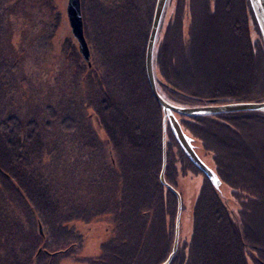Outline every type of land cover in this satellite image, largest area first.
<instances>
[{
	"label": "trees",
	"instance_id": "16d2710c",
	"mask_svg": "<svg viewBox=\"0 0 264 264\" xmlns=\"http://www.w3.org/2000/svg\"><path fill=\"white\" fill-rule=\"evenodd\" d=\"M52 1L48 3L50 9L54 6ZM155 1L81 0L90 65L83 60L76 45L70 43L71 38L67 37L62 45L65 51L69 48L74 62L68 84L82 82L85 85L87 93L82 104L91 109L87 116L82 107L76 110L70 125L81 132V144L82 135L88 137L87 143L97 161L95 177L90 176L96 191L90 197V203L79 208L77 200L76 206L63 203L61 195L56 194L53 177L50 175L48 179L45 176V179L40 173L43 168L36 166V159L42 157L43 150V146H37L42 144L43 134L49 129L39 115L54 120L61 102H47L52 97L48 93L40 99L38 118L32 113L30 119L9 112L4 105L5 97L16 87L15 81L26 80L28 76H19V59L9 54L13 51L12 45L10 47L7 43L9 0H0V237L4 232L11 237L10 241H0V261L6 259L5 264H60L61 256H73L76 252L73 245L81 242V234L74 222L86 223L99 217H105L106 223V236L101 240L99 253L92 258L77 257L86 258L91 264H159L170 253L177 201L158 176L162 160L163 113L152 95L144 65ZM222 2L227 4V1ZM182 14L185 16V12ZM59 20L57 12L54 22L47 26L51 30L48 34L46 31L47 42L52 41ZM217 20H213V29ZM179 22L183 24V20ZM193 22L198 21L194 19ZM196 25L191 29L187 9V39L189 29L193 33ZM170 29L160 53V59L164 56L162 68L170 64L167 55L172 53L175 56L169 41L173 33ZM255 29L261 42L260 57L264 60V46L257 25ZM241 36L236 38L240 40V46H235L234 55L238 60L237 74L233 73L229 80L215 87L219 99H195L170 81L160 84L163 92L174 93V97L167 98L183 105L260 101L229 98L234 94L245 96L249 87L262 91L252 75L250 64L255 59L249 60L246 54L250 48L242 52L243 40L246 44L247 40ZM192 46L191 41L179 43L187 63V50L193 49ZM167 72L164 78L168 79V75L171 78V72ZM227 81L236 83L230 86ZM58 111L60 113L61 109ZM178 117L187 132L205 149L220 154L215 169L219 178L227 183L241 184V187L239 190L231 188V195L225 196L221 185L216 188L184 154L167 126L166 181L177 188L176 174L181 170L183 175L197 171L204 176L192 205L191 238L181 245L178 243L169 264H264V255L257 254L243 237V231L253 228L255 223L264 225V112L237 111L213 115L215 118L208 122L219 125L218 128L228 134L226 139L218 138L223 149L211 148L205 140L194 135L193 131L198 129L193 128L202 127L206 116ZM247 118L258 122L257 131L262 134L252 141L246 128L255 122H245ZM233 120H236L235 124ZM95 123L100 126L99 130L92 128ZM206 131H201L202 136ZM173 145L183 153L184 156L179 154L180 159L175 157ZM58 149L62 150V145ZM176 163L187 170H177ZM58 166L55 163V168ZM251 194H254L252 199ZM38 222L44 225V235L36 237L34 226Z\"/></svg>",
	"mask_w": 264,
	"mask_h": 264
},
{
	"label": "rangeland",
	"instance_id": "374dc122",
	"mask_svg": "<svg viewBox=\"0 0 264 264\" xmlns=\"http://www.w3.org/2000/svg\"><path fill=\"white\" fill-rule=\"evenodd\" d=\"M52 2L54 6L53 9H50L48 5L49 0H9V14H7L6 21L7 43L10 47L11 45L13 47V51H10L9 54L12 56L15 55L14 58L19 59L17 60L19 61L18 65L21 70H19V76H28V78L26 80H14L16 87L11 91L9 96L5 97L4 105L5 107L7 106L6 108L9 109V112L20 113L30 119L32 113L38 118V112L41 110L40 99L46 97L48 93L52 97L48 98L46 100L47 102H52L53 100L61 102L57 107L54 120L39 115L41 119L47 122L49 129L43 134L44 139L42 138V144L37 146H43V150L42 157L36 159V164L38 163L36 166L37 168H43V171H40V173L44 177L46 176L48 179L50 175L53 177L55 190H57L56 194L58 196L61 195L63 203H73V206H76L75 201L77 200V204L81 208L84 204L90 203L92 199H89L96 191L92 178L96 174L94 167L97 161L91 152V145L87 143L88 137L82 135L83 141L81 144V132L77 128H71L70 122H72V117L76 110L79 111L82 107L85 116H87V113L89 114L91 109L86 108L82 104L84 101L83 98L87 93L85 85L82 82L74 83L73 85L68 84L71 78V67L74 62L71 58L70 51H68L69 48L65 51L62 45L67 37L72 39L70 43L76 45V48L77 43L70 32V26L66 16L67 0H53ZM189 3L190 0H167L158 35L155 70L156 83L160 86L161 83L170 81L183 92L193 95L195 99H219L217 98L220 96L219 93L214 92L215 87L221 84L222 81L226 82V80H229L228 77L232 76L233 73L235 75L237 74L235 68L238 67V60L235 59L234 55L236 52L235 46L238 44L240 46V40L236 38H239L241 34V25L231 18L237 13L242 14V12L238 8V2H236V9H238H235V12L229 19L218 17L214 29L212 24L214 19L212 20V18L207 17L205 13L199 14L197 17L194 12V17H196L198 22H193V25L196 23L197 25L191 34V45H193V49L190 48L187 50V56H189L187 57V60H189L187 63L185 62L186 59L184 58L183 52L180 50L179 43L187 42V9L189 10L190 8ZM57 12H59L60 16L58 26L54 31L52 30V41L47 42L45 37L46 31L47 34L51 31L48 30L47 26L54 22L52 20ZM182 12H185V16H183ZM180 20H183V24L179 22ZM176 21L178 24H176ZM44 25L46 29H44ZM179 25L182 26L178 27ZM219 25H222V28ZM169 28L173 32L169 41L172 44V49L175 50V56L172 53L167 55L170 64L166 68H162L161 60L164 59V56L160 59V53L164 49L163 43L167 37L166 34ZM248 34H250V38L254 41V47L250 48L251 51L246 54L249 60L255 57V60L250 64L253 67L252 75L255 77L254 82H258V87L262 91H258L256 87H249V91H245V96L232 93L235 96L229 98L238 100L258 99L264 101V60L261 59L259 52L261 42L255 30L251 31L250 29ZM243 48L244 50L248 49L244 46ZM167 70L171 72V78L168 75L169 80L164 78V73L166 74ZM23 72L25 73L23 74ZM234 77L236 79L237 76ZM202 80L204 82L203 84ZM241 81L245 80L241 79ZM235 83L227 81V84L230 86ZM168 95L171 98L174 97V93H169ZM193 96L191 97L194 98ZM59 108L61 109L60 113L58 111ZM205 116L207 117L205 119L206 123H203L202 127L193 128L198 129L193 131L194 135L203 141L205 140L211 148L217 149L218 147L219 149H223L219 144L218 138L226 139L228 136L227 132L223 128H218L219 125L208 122L215 118H212L213 115ZM178 119L180 120L179 117ZM91 120L88 119L89 123ZM244 121L255 122L254 124H249L246 128L248 130L249 140L252 141L253 138L262 135L257 131V127L259 126L257 121L252 118H247ZM232 122L235 124L236 120ZM242 126L245 127V125ZM99 127L95 123L92 128L99 130ZM184 130L187 132L186 128ZM199 130L207 131L202 136ZM209 131L215 133H210ZM187 133L191 135L190 132ZM193 143L201 158L212 169H217L216 158H220V154H217L216 151L205 149L196 137L193 138ZM61 145L62 150L58 149ZM173 152L176 158H179V154L183 155L182 152L180 153L177 150L176 145H173ZM55 163L59 164L57 168H55ZM175 165L177 170L185 168L180 163H176ZM185 170L187 169L185 168ZM34 172L36 173V169ZM182 172L181 170L176 174L177 189L182 197L180 236L178 242L180 245L184 241H189L191 238L192 205L204 179V176L197 171L187 172L186 175H183ZM90 176L93 177L90 179ZM46 177L45 179H47ZM220 180L222 182H220L221 190H223V194L227 197L231 195V188L239 190L241 187V184L227 183L224 179ZM250 198H254V194H251ZM239 201H243V199L239 198ZM235 210H238L237 206H235ZM26 214L27 211L25 210L24 215ZM104 221L105 217H99L86 223L74 222L78 233L81 234V242L80 244L75 243L73 245L72 248L76 251L73 256L63 254L59 263L91 264L89 263L90 261L88 262V259L77 256L85 255L92 258L99 253L101 240L106 236L104 232V224L106 223ZM43 227L44 225L40 222L34 226L36 237L39 234L44 235ZM243 237L245 242L252 246V249L257 254L264 255V225L260 226L255 223L253 228L243 231ZM4 240H11L7 232H4L0 237V241ZM7 262L6 259H2L0 264Z\"/></svg>",
	"mask_w": 264,
	"mask_h": 264
},
{
	"label": "water",
	"instance_id": "95a60500",
	"mask_svg": "<svg viewBox=\"0 0 264 264\" xmlns=\"http://www.w3.org/2000/svg\"><path fill=\"white\" fill-rule=\"evenodd\" d=\"M253 11L257 27L264 45V0H248ZM167 0H156L150 31L145 48V72L153 97L158 101L162 109V160L159 172V180L176 197L177 207L174 222V237L170 253L159 264H169L175 255L178 247L180 233V219L182 212V197L180 192L165 179L166 168V136L167 126L173 137L190 161L202 172L210 182L217 188L220 179L217 173L201 158L197 152L193 137L182 127L177 115L184 117H195L205 115H215L237 111H261L264 112V101H234L220 104L188 105L172 102L167 93L156 83L155 70L158 47V35L161 28L162 19L165 13ZM66 16L70 26V31L76 40L77 49L84 61L90 65V51L83 32V20L81 14L80 0H67Z\"/></svg>",
	"mask_w": 264,
	"mask_h": 264
},
{
	"label": "flooded vegetation",
	"instance_id": "af4514ba",
	"mask_svg": "<svg viewBox=\"0 0 264 264\" xmlns=\"http://www.w3.org/2000/svg\"><path fill=\"white\" fill-rule=\"evenodd\" d=\"M222 1H227L225 4ZM247 2H244V0H190V19H191V29L193 26V20L196 19L194 17V12L196 14H202L205 13V15L209 18L212 19H217L218 17H225L226 19H229L233 13L235 12L236 5L235 3L238 2V8H240L241 13H237L236 15H233V18L236 20L240 25H241V37L247 40V44L244 42V47L246 48H253L254 47V41L252 38H250L249 30L251 31H256V20L253 14V11L249 5V1L246 0ZM237 8V9H238ZM236 9V10H237ZM189 29V35L187 41H191V34L192 31ZM249 29V30H248ZM257 33V31H256ZM239 35V36H240ZM238 38V37H237ZM246 50H243L242 52L244 53ZM255 59V57L253 58Z\"/></svg>",
	"mask_w": 264,
	"mask_h": 264
}]
</instances>
